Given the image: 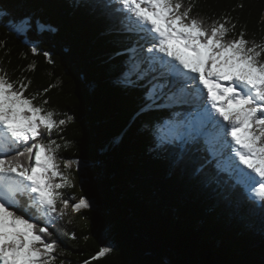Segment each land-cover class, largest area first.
<instances>
[{"label":"trees","instance_id":"1","mask_svg":"<svg viewBox=\"0 0 264 264\" xmlns=\"http://www.w3.org/2000/svg\"><path fill=\"white\" fill-rule=\"evenodd\" d=\"M183 3L205 24L227 21L226 39L264 41V0ZM24 21V34L9 28ZM146 39L119 0H0V74L66 122L45 134L67 177L57 206L88 202L48 224L55 264H264V201L199 139L168 136L173 110L157 88L146 99L158 71L134 65ZM68 158L84 163L70 177Z\"/></svg>","mask_w":264,"mask_h":264},{"label":"snow or ice","instance_id":"2","mask_svg":"<svg viewBox=\"0 0 264 264\" xmlns=\"http://www.w3.org/2000/svg\"><path fill=\"white\" fill-rule=\"evenodd\" d=\"M119 4L155 41L148 52L163 54L154 59L174 78L176 91L168 99L190 105L201 127L210 125L216 138L231 147L234 159L247 170L243 175L249 189L264 201V41H247L243 31L226 39L227 21L205 24L190 14L192 5L185 6L183 0ZM27 87L21 81L17 88L0 74V264H55L58 245L48 224L67 215L69 201L57 206L58 189L67 177L56 162L60 146L45 141V134L66 122L54 120V112L42 106L47 100L37 106L34 97H26ZM146 99L155 102L151 90ZM70 164L65 161V168ZM58 176L62 183L55 182ZM71 207L78 212L88 202L81 197ZM109 252L102 247L92 259Z\"/></svg>","mask_w":264,"mask_h":264},{"label":"rangeland","instance_id":"3","mask_svg":"<svg viewBox=\"0 0 264 264\" xmlns=\"http://www.w3.org/2000/svg\"><path fill=\"white\" fill-rule=\"evenodd\" d=\"M27 27H28V25L26 24V21L18 22V23L15 22V23H11L9 25V28L11 30L16 31L18 34H24ZM146 40H147L146 41L147 47L146 48L141 47V49H140V53L143 52L144 50H146V53L144 55L138 54L135 58V61H134L135 64L134 65H135V67H138L137 65H139V63L141 61L140 59L142 58L143 60H146L150 65H154L155 70L158 71L155 75L152 76L151 81L147 83V85H148L147 87H148V89L151 90L152 94L154 93L153 88H157L159 91V94L160 95L162 94L161 96H164L163 98L166 99L165 102L167 103V106L172 108L173 113L176 116V121L173 124V127H168L166 130V133L168 134V136H170L172 138L186 139V140H193V139L197 140V139H199L201 141V144L205 145L209 149L210 153L213 154L215 159H218L217 157L222 156L221 160H224L223 162L225 163V165H227V166L229 165L228 167H232V175L234 176V178L241 181L245 185V189L251 198L257 199V201H259L260 199L258 197H256L254 193L251 192V190L248 187V183L245 180L243 173L247 172V171H244L243 167H241V166L238 167L237 164L232 159L231 147L223 145L224 144L223 141H222L223 144H221L220 140H218L216 138V135L211 131L212 130L211 127L210 128H199V129L195 128L196 127L195 125L199 124V122L196 123L197 121L193 118L192 107H189L190 105L182 104V103H175L173 101L169 103L170 100L168 99V97L173 92L176 91V88L173 87L174 78L171 77L170 75L164 74V72H163L164 69L161 67V61L154 59V57L160 56V53L148 52V49L152 46V43H154L155 41H153L151 36H149V35H147ZM165 59H167V58H165ZM162 84H164V85H162ZM172 103L175 107L172 105ZM182 119L186 120V123L180 125V123H182L181 122ZM54 120L58 123L57 119H54ZM206 129H208V130H206ZM210 132L213 134H211ZM221 160H219V161H221ZM228 160H230V161H228ZM65 161H72V160L66 159L61 163L63 168L65 169V171H67V173H66L67 176H69L68 170L74 171V170L80 169L81 167L84 166V164L80 162V164L78 166L71 165L70 167L65 168V166H64ZM237 162H238V160H237ZM63 199H67L69 201V206L66 209V212H67L66 216L68 218H71V216L73 214V210H72L71 205L73 203L78 202L80 197H78V195H72V196H67ZM63 199H61V201ZM61 201L59 202V207L63 206Z\"/></svg>","mask_w":264,"mask_h":264},{"label":"bare ground","instance_id":"4","mask_svg":"<svg viewBox=\"0 0 264 264\" xmlns=\"http://www.w3.org/2000/svg\"><path fill=\"white\" fill-rule=\"evenodd\" d=\"M162 56H163V54H162ZM163 72H164V70H163ZM161 95H162V94H161ZM170 102H172V101H169V103H170ZM165 103H166V102H165ZM166 104H167V103H166ZM172 105H173V103H172ZM173 106H174V105H173ZM174 107H175V106H174ZM189 107H191V106H189ZM196 121H197L196 123L199 122V120H196ZM195 126H196V127H195L196 129L202 128L201 125H200V122H199V124H197V125H195ZM210 127H211V126L209 125L207 128H210ZM211 129H212V128H211ZM206 130H208V129H206ZM211 131L213 132V130H211ZM210 133H211V132H210ZM210 133H209V134H210ZM213 133H214V132H213ZM213 133H211V134H213ZM214 134H215V133H214ZM208 136H209V135H208ZM227 139H228V140H227ZM226 140L230 143L231 138H230V137H226ZM220 143L223 144V143H222V140H220ZM223 145H225V144H223ZM223 145H222V146H223ZM224 151H225V150H224ZM230 153H231V152H230ZM231 154H232V159H233L234 162L237 164V166H238V167H239V166L243 167L242 165H238L239 162H237V160L234 159V153L232 152ZM221 157H222V156L217 157V158H218V159H221ZM228 161H230V160H228ZM70 162H71L70 166H71V165H75V166H76V165L78 164L77 161H73V160H72V161H70ZM230 164H231V163H230ZM234 165H235V164H234ZM243 170H244V171H247V170L244 169V168H243Z\"/></svg>","mask_w":264,"mask_h":264}]
</instances>
